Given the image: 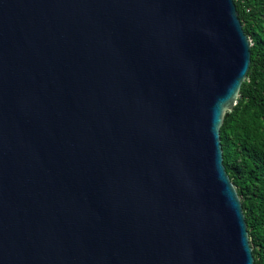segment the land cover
Wrapping results in <instances>:
<instances>
[{
  "label": "water",
  "instance_id": "water-1",
  "mask_svg": "<svg viewBox=\"0 0 264 264\" xmlns=\"http://www.w3.org/2000/svg\"><path fill=\"white\" fill-rule=\"evenodd\" d=\"M251 45L235 0H0V264H255Z\"/></svg>",
  "mask_w": 264,
  "mask_h": 264
},
{
  "label": "trees",
  "instance_id": "trees-1",
  "mask_svg": "<svg viewBox=\"0 0 264 264\" xmlns=\"http://www.w3.org/2000/svg\"><path fill=\"white\" fill-rule=\"evenodd\" d=\"M251 39V65L221 127L224 164L241 196L255 264H264V0H235Z\"/></svg>",
  "mask_w": 264,
  "mask_h": 264
},
{
  "label": "built area",
  "instance_id": "built-area-1",
  "mask_svg": "<svg viewBox=\"0 0 264 264\" xmlns=\"http://www.w3.org/2000/svg\"><path fill=\"white\" fill-rule=\"evenodd\" d=\"M252 43V42H251Z\"/></svg>",
  "mask_w": 264,
  "mask_h": 264
}]
</instances>
